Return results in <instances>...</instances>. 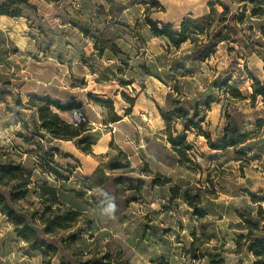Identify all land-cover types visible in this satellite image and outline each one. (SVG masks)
Masks as SVG:
<instances>
[{
    "label": "rangeland",
    "instance_id": "rangeland-1",
    "mask_svg": "<svg viewBox=\"0 0 264 264\" xmlns=\"http://www.w3.org/2000/svg\"><path fill=\"white\" fill-rule=\"evenodd\" d=\"M145 1L0 0V166L21 164L32 181L23 198L20 174L0 171V192L55 249L53 264L107 254L114 264H255L240 237L248 227L264 239V97H253L264 88V0ZM210 4L213 33L223 5L247 11L204 61L193 57L196 38L176 48L145 22L178 31ZM39 99L81 109L86 122L76 127L103 153L57 157L65 169L54 168ZM227 129L232 146L213 149ZM170 135H185L182 146ZM71 147L62 149L77 153ZM51 187L59 204L46 212ZM57 216L64 227L47 232ZM42 261L0 211V264Z\"/></svg>",
    "mask_w": 264,
    "mask_h": 264
},
{
    "label": "trees",
    "instance_id": "trees-1",
    "mask_svg": "<svg viewBox=\"0 0 264 264\" xmlns=\"http://www.w3.org/2000/svg\"><path fill=\"white\" fill-rule=\"evenodd\" d=\"M156 3L155 0H146L145 5L148 6L150 3ZM211 6V12L207 15L201 16L199 18H196L194 20L192 19H184L182 23L180 24V28L178 31L174 30L173 25H165L153 21L150 19V17H145L146 24L150 27V30L152 34L158 38H164L166 39L171 46H174L176 48L181 47V45L189 42V41H195L196 38L197 43L195 42V48L192 51L193 57L195 60L204 61L208 57H210L219 43L222 42H229L232 39V36L236 35L238 33V23H244L245 20V13L247 10H244L242 13L235 12L233 13L229 7L223 5L224 12L218 17L221 18V24L220 30L217 31V33H213L214 29V20H212L213 15L217 14L216 10L213 8V5ZM148 11V9L146 10ZM227 23V24H225ZM225 32V33H224ZM202 38V40H200ZM257 84H260L259 81L256 79H253ZM263 96L264 97V88H261L259 91L255 90V93L253 97L257 96ZM41 102L40 106H36L39 113V119L41 122V130L42 132H45L48 134V136L52 139L56 140H62V141H73L77 138L78 140V148L86 154H91L92 150L91 147L93 145L91 136L84 135L83 133L86 132V130H81L77 128L75 125L69 123L68 121L64 120L60 117V115L57 113V111L61 112H71L74 107L73 105H64L61 104L59 101H53L48 99H39ZM182 115H185L183 111H181ZM263 120H258L257 124L258 126H261L263 124ZM191 125H187L186 127L189 128ZM230 129H227V135L222 140L221 145L213 146L212 148L215 150H226L232 145L229 142L228 134ZM234 132V131H233ZM247 134L249 133H237L238 139V145H241L243 143H246L248 141ZM185 140V135H181L177 139H173L172 135H170V142L174 146H182L180 141ZM84 143H89V148H83L82 145ZM55 153L58 152V149H55ZM53 153V152H52ZM0 171L2 173L11 178H15V174L18 172L20 174L21 179L23 180V186L26 188V191L23 192L22 197L25 198L26 194L28 193L29 185L32 183L31 181V173L27 172V170L21 165L18 164L16 167H6V166H0ZM1 182V178H0ZM51 195L53 197V205H49L48 207H45L46 212H50L52 207L59 204L58 200V193L57 191L51 187ZM18 197L12 196L11 202L15 201ZM252 202L254 204L261 202L257 200L255 197H252ZM259 209L262 211L261 206ZM0 211L9 217L12 221V223L15 225V231L17 232L18 236L24 239L29 247L33 250L40 251L41 254H43V261L42 264H53L52 259L47 253L51 250H55L52 248L46 241L40 239L37 235V232L28 224V222L21 217L20 215H17V213L14 211L13 207L10 206V204L7 201V198L0 192ZM68 218H70L68 216ZM67 218V219H68ZM66 220V219H65ZM61 217L57 216L55 221L46 222L45 225L47 227V232L51 233L53 229L55 228L56 224H59V228H63V221ZM245 223H249V219H245ZM244 230H248V234L246 236H241V240H245L247 243H250L249 251L253 254L256 262L255 264H264V239H254L255 234L253 233L252 229L250 228H243ZM264 229V226H263ZM61 264H74L72 262H62ZM80 264H97L92 263L91 261H88L86 263H80ZM98 264H114V261L112 260L111 256L107 254L103 257L102 262Z\"/></svg>",
    "mask_w": 264,
    "mask_h": 264
},
{
    "label": "crops",
    "instance_id": "crops-1",
    "mask_svg": "<svg viewBox=\"0 0 264 264\" xmlns=\"http://www.w3.org/2000/svg\"><path fill=\"white\" fill-rule=\"evenodd\" d=\"M66 120H68L67 119V117H64ZM95 131V130H94ZM88 133H90V131H86V132H84L83 134L84 135H87ZM78 140H79V138H77V139H75V140H73V141H62V140H56V139H52L51 138V141H50V145L51 146H53L55 149H58V152L57 153H55L54 155H55V158H54V162L56 163V165L57 166H54V168H56L57 170H59V171H61V172H63L62 171V169L64 170L65 169V167L64 166H62L61 164H59V163H57V161H56V158L57 157H62V158H66V159H70V158H74L76 161L78 160V157L77 156H79V152L81 153V154H83V155H85L83 152H81V150L78 148ZM63 144L64 145H71V146H73V148L71 147V149H74L77 153H73V152H71V151H63V149H62V146H63ZM96 145H97V140L95 141V142H93V145H92V147H91V149H92V153L93 154H100V153H103V151H96L95 150V148H96ZM70 148V147H69ZM25 151V150H24ZM77 154V155H76ZM91 154H86V156H90ZM66 165L67 166H72L70 163H66ZM96 168L97 167H95V169H93L91 172H90V174H92V173H94L95 171H96ZM54 188V187H53ZM58 196H60V194H58Z\"/></svg>",
    "mask_w": 264,
    "mask_h": 264
},
{
    "label": "built area",
    "instance_id": "built-area-1",
    "mask_svg": "<svg viewBox=\"0 0 264 264\" xmlns=\"http://www.w3.org/2000/svg\"><path fill=\"white\" fill-rule=\"evenodd\" d=\"M69 123L78 126L79 124L86 122V116L81 109L74 110L66 115Z\"/></svg>",
    "mask_w": 264,
    "mask_h": 264
}]
</instances>
